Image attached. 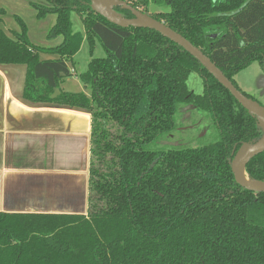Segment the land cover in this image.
Segmentation results:
<instances>
[{
	"label": "trees",
	"instance_id": "1",
	"mask_svg": "<svg viewBox=\"0 0 264 264\" xmlns=\"http://www.w3.org/2000/svg\"><path fill=\"white\" fill-rule=\"evenodd\" d=\"M42 1L33 4L36 18L54 15L47 38L61 43L32 45L23 23L20 33L0 29V65L26 67L24 100L92 115L88 212L0 213V264H264V194L238 186L230 168L236 152L261 138L258 118L159 33L111 24L90 0ZM122 1L186 39L238 90L234 77L253 63L264 73V0ZM115 12L133 18L121 7ZM84 40L91 60L78 79L88 95H55ZM96 43L104 58L92 57ZM192 73L202 80L201 95L187 88ZM180 105L209 113L218 138L151 150L174 129ZM245 172L264 182V152Z\"/></svg>",
	"mask_w": 264,
	"mask_h": 264
},
{
	"label": "crops",
	"instance_id": "2",
	"mask_svg": "<svg viewBox=\"0 0 264 264\" xmlns=\"http://www.w3.org/2000/svg\"><path fill=\"white\" fill-rule=\"evenodd\" d=\"M69 69L55 95H88ZM25 77L24 65H0V213L85 216L92 115L24 100Z\"/></svg>",
	"mask_w": 264,
	"mask_h": 264
},
{
	"label": "rangeland",
	"instance_id": "3",
	"mask_svg": "<svg viewBox=\"0 0 264 264\" xmlns=\"http://www.w3.org/2000/svg\"><path fill=\"white\" fill-rule=\"evenodd\" d=\"M33 4L46 5L42 0H0V29L8 35L21 32L20 23L25 27V34L28 41L34 46L55 47L62 39L60 37L48 39L47 34L55 23L54 15H47L43 19L36 18V11ZM162 10V9H161ZM160 9L151 6L149 12H159ZM118 17L124 19L121 15ZM73 29L84 34L81 19L77 14H71ZM93 58H104L105 53L99 43H96L92 54ZM54 56L41 55V59H53ZM91 60L89 46L86 40L83 41L79 52L69 63L75 73L86 71ZM71 79L66 81L67 87L64 90L75 91V83ZM235 84L241 92L252 97L264 106V73L258 63H253L248 68L234 77ZM187 88L196 95L202 93V80L198 74L192 73L187 80ZM174 129L167 135L161 137L155 144L150 146L151 150L165 151L169 148H196L206 145L218 138V132L212 124L209 113L199 111L191 105H180L174 116ZM262 129L264 124H260ZM115 133V126L110 127Z\"/></svg>",
	"mask_w": 264,
	"mask_h": 264
},
{
	"label": "water",
	"instance_id": "4",
	"mask_svg": "<svg viewBox=\"0 0 264 264\" xmlns=\"http://www.w3.org/2000/svg\"><path fill=\"white\" fill-rule=\"evenodd\" d=\"M90 8L97 15L104 18L111 24L119 27H133L140 29H149L159 33L162 37L181 47L186 53L193 57L224 89H226L235 101L247 112L258 118L260 124H264V106L245 96L238 90L223 73L204 55L199 49L189 43L182 36L172 31L162 22H159L149 15L143 14L136 9L131 8L122 0H90ZM121 7L128 10L132 19H122L117 16L115 8ZM264 152V127L261 138L253 145H244L233 156L230 168L235 183L241 188L253 192L264 194V182L250 181L245 172L247 163Z\"/></svg>",
	"mask_w": 264,
	"mask_h": 264
}]
</instances>
